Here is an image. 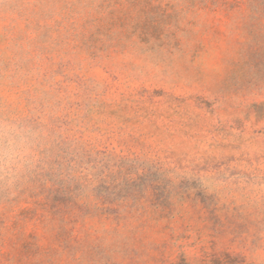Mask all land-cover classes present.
Instances as JSON below:
<instances>
[{
  "label": "rangeland",
  "instance_id": "374dc122",
  "mask_svg": "<svg viewBox=\"0 0 264 264\" xmlns=\"http://www.w3.org/2000/svg\"><path fill=\"white\" fill-rule=\"evenodd\" d=\"M0 264H264V0H0Z\"/></svg>",
  "mask_w": 264,
  "mask_h": 264
}]
</instances>
